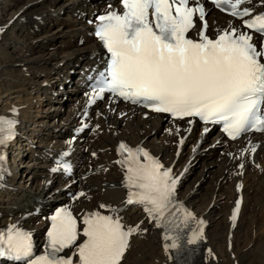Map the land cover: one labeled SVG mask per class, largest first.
<instances>
[{
    "label": "bare ground",
    "instance_id": "obj_1",
    "mask_svg": "<svg viewBox=\"0 0 264 264\" xmlns=\"http://www.w3.org/2000/svg\"><path fill=\"white\" fill-rule=\"evenodd\" d=\"M258 1L264 5V0ZM120 9L121 0H0V114L19 120L18 129L31 138L39 136L36 127L46 125L52 116L56 117L52 121L65 123L63 130L46 132L42 138L44 147L29 144L27 152L19 149L22 133L8 146L0 147V152L14 160L12 172L4 174V180L0 177V222H20L32 233L37 247H42L47 216L59 203L70 207L79 217L94 211L106 212L107 208L109 212L121 209L122 222L140 229L131 238L122 264H146L149 257L151 264H176L171 249L165 247L157 221L141 207L125 204L128 189L124 173L116 163L123 142L133 148L142 146L161 158L178 180L180 202L197 221H203L205 233L196 264H231L234 251L228 252L225 233L235 234L237 246L240 230L256 212L248 217V211L264 202V135H247L232 142L197 122L171 121L116 99L96 104L89 109L88 119H84L88 93L84 81L88 73L101 70L103 56L93 35V28L98 25L96 17L98 13ZM206 15L208 33L214 39L220 30L230 26L241 28V22L223 16L211 5H206ZM56 24L60 27L56 28ZM12 47L15 50L10 52ZM15 58L29 68L24 64L18 66L23 69V77L7 68ZM35 100L40 102L38 113L42 115L30 114L36 108ZM58 106L69 109L63 113ZM89 123L93 128L91 136L84 138L85 130L72 143V134ZM67 153L70 155L66 156ZM251 153L256 154L254 158ZM60 157L75 164L74 177L64 174L57 162ZM24 159L31 167L17 173V162ZM194 170L196 179L186 183L182 193L183 183ZM91 172V177H85ZM229 184L227 197L225 189ZM76 189V197L68 195ZM82 191L85 196H79ZM226 198L230 204L224 205L223 213L221 204ZM238 202L240 210L233 221ZM101 204L109 207L101 208ZM31 213L29 219H23ZM250 252L245 253L246 257ZM263 255L264 251L258 258Z\"/></svg>",
    "mask_w": 264,
    "mask_h": 264
},
{
    "label": "snow or ice",
    "instance_id": "obj_2",
    "mask_svg": "<svg viewBox=\"0 0 264 264\" xmlns=\"http://www.w3.org/2000/svg\"><path fill=\"white\" fill-rule=\"evenodd\" d=\"M211 2L240 18L242 28L248 31L230 26L220 30L215 39L209 38L201 0H121V11L100 15L95 35L110 53V65L95 95L107 91L176 119L198 117L206 123L222 124L233 140L248 131L264 132V14L253 16L249 9L241 10L246 0ZM197 14L201 28L198 38L192 39L188 33L196 26ZM17 123L0 117V147L15 138ZM118 151L123 159L116 163L125 169L129 190L125 204L141 207L158 227L183 224L187 228L194 217L175 200L178 180L171 169L142 146L132 148L122 142ZM4 159L0 153V162ZM175 209L183 214L180 223ZM239 210L238 202L233 221ZM112 211L114 215L99 211L85 214L81 228L69 209L60 208L50 218L41 255L34 253L32 234L18 223L10 224L0 230V257L24 264H122L131 238L140 229L122 222L121 209ZM199 223L203 225V221ZM202 232V228L193 231L188 243H197ZM81 236L85 239L77 243ZM164 239L171 241L165 247H180L179 236L166 232ZM74 246L72 255H58ZM74 257H78L75 262Z\"/></svg>",
    "mask_w": 264,
    "mask_h": 264
},
{
    "label": "rangeland",
    "instance_id": "obj_3",
    "mask_svg": "<svg viewBox=\"0 0 264 264\" xmlns=\"http://www.w3.org/2000/svg\"><path fill=\"white\" fill-rule=\"evenodd\" d=\"M12 13V12H11ZM17 27V26H16ZM60 27V25L59 24H56V28H59ZM55 28V29H56ZM41 42H43V40H41L40 42H39V44H41ZM43 44V43H42ZM44 44H46L47 45V43L46 42H44ZM9 48H10V46H9ZM15 49L12 47L11 48V50H10V52L11 51H14ZM1 57V56H0ZM26 65V63L25 62H17V59L15 58V59H13L12 60V62H11V64L9 65V66H7V68L8 69H12V71L16 74V75H19V76H22L23 77V69H22V67L21 68H18V66L19 65ZM26 67L28 68V66L26 65ZM28 70H29V68H28ZM25 76V75H24ZM27 78V77H26ZM0 88H2L1 86H0ZM37 97V96H36ZM44 97H45V95H44ZM34 105H36L35 107L36 108H33L32 109V112L30 113V114H33V115H42L41 113H38V112H40V108H41V106H40V102H38V100H35L34 101ZM60 108V109H59ZM66 108V109H65ZM57 109H58V111H61L62 109V111L61 112H63V113H65L66 111H67V109H69V107H66V106H64V107H57ZM56 117H54V116H52V117H50L49 119H47V121H46V125H44V126H39L38 125V127H36V130H38L39 129V136H36V137H34V138H31L30 136H28V135H24V133H23V135H24V137H23V141H21L20 142V145L19 146H21L20 148L21 149H23L24 151H28L27 150V148H29V144H34V145H37V146H42V147H44V142H42V138L44 137V136H46L47 134H46V132L48 133L49 131H59V130H63V129H65V123L63 124V123H61V122H59V123H57V122H54V121H52V120H54ZM58 124V125H57ZM22 126V125H21ZM35 128V126H32V128ZM48 127V128H47ZM91 130V131H90ZM91 132H93V128H91V127H88V129H87V134H86V136H83L84 138H86V139H88L90 136H91ZM44 133H45V135H44ZM41 136V137H40ZM30 138L33 140H35V141H30ZM39 138V139H38ZM28 146V147H27ZM41 147V148H42ZM87 151V150H86ZM85 153H87L88 154V152H85ZM220 154H222V152H220ZM246 153H244V155H245ZM91 156H92V154H90ZM89 155V156H90ZM90 156V157H91ZM245 156H247V154L245 155ZM91 158H93V157H91ZM239 158H240V156H239ZM252 158H254V157H252ZM10 160H11V162L13 163L14 162V160H12V158H10ZM32 163V162H31ZM29 161H28V159H24V161H21V162H17V166L19 167L18 168V170H16L17 171V173H19V171L21 172L23 169H29L30 167H31V164H29ZM200 169H199V167H197V171H199ZM195 172L189 177V179L186 181V182H184L183 183V189H182V193H183V191H185V187H187V185H189V183L190 182H192L194 179H196V175H195V173H196V170H194ZM93 173L91 172V173H89L86 177L87 178H89V177H91V175H92ZM195 177H194V176ZM87 178H85V179H87ZM186 183H187V185H186ZM230 187V184L226 187V189L225 190H227V191H225L226 192V196L228 197V196H230L229 195V188ZM205 193V192H204ZM180 194V193H179ZM200 196H203V194H201ZM180 197H181V195H180ZM223 202H222V204H221V210H222V212L224 211L223 210V208L225 207L224 205L225 204H230V200L228 201V199L226 198V200L225 199H223L222 200ZM260 207H258V205H255V206H253L249 211H248V217L249 216H251L255 211V213L253 214V216L249 219V221H247L245 224H244V226H243V228L240 230L241 232H240V239L238 238V242H237V246H234V241H235V234L233 233V232H230L229 231V233L227 234V232L225 233V237H224V239H225V241L227 240V246L229 247H231V249H230V247H229V249H228V252L231 254L233 251H234V253H232L231 255H230V258H231V261H233V263H231V264H264V261H263V259H264V255L261 257V259H259L258 258V255H261V253H263V251H264V202L263 203H261L260 205H259ZM258 207V208H257ZM220 208V207H219ZM257 209V210H256ZM223 213H225V212H223ZM263 232V233H262ZM246 233L248 234L247 236H246ZM228 237V238H227ZM227 238V239H226ZM259 238V239H258ZM233 239V240H232ZM229 244V245H228ZM239 244V245H238ZM235 245H236V242H235ZM244 245H245V247H244ZM247 245V246H246ZM238 247V248H237ZM244 248H246V249H244ZM240 249V250H239ZM243 249V250H242ZM230 250V251H229ZM133 251V250H132ZM145 251H149L148 249L146 250L145 249ZM144 251V252H145ZM232 251V252H231ZM250 252L249 253V255H247V257H246V255H245V253L246 252ZM144 252H143V255H144ZM150 252V251H149ZM133 253V252H132ZM239 254V255H238ZM243 254H244V257H243ZM218 257L219 256H216L215 257V259L214 260H216L217 261V259H218ZM236 257H240V260H238ZM246 257V258H245ZM236 258V260H234ZM150 259V260H149ZM219 261V260H218ZM237 261V262H236ZM245 261V262H244ZM222 262V261H221ZM220 262V263H221ZM151 264V258L149 257V258H146V264ZM223 264H224V262H222ZM221 263V264H222ZM124 264V263H123Z\"/></svg>",
    "mask_w": 264,
    "mask_h": 264
}]
</instances>
